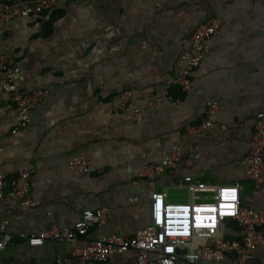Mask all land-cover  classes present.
<instances>
[{
  "label": "crops",
  "instance_id": "1",
  "mask_svg": "<svg viewBox=\"0 0 264 264\" xmlns=\"http://www.w3.org/2000/svg\"><path fill=\"white\" fill-rule=\"evenodd\" d=\"M153 2L66 0L55 13L0 21V55L13 59L16 86L46 90L27 124L18 127L0 72V174L10 179L29 171L27 196L37 202L22 209L5 186L0 221L12 239L0 249V261L62 264L99 234L132 235L148 222L152 192L165 190L169 203L191 200L183 188L169 187L184 176L219 186L238 182L241 203L264 210V186L247 177L243 162L255 115L264 111V5L161 0L157 8ZM211 16L220 18V29L205 41L191 88L183 91L173 83L184 65L181 53L195 27ZM125 90L131 94L121 109ZM164 92L170 100L150 104ZM207 101L217 104L214 124L187 133V125L201 121ZM79 152L87 153L89 172L68 167ZM172 153L178 157L174 167L147 169ZM197 196L198 203L213 200L210 192ZM98 208L105 209L104 222L82 237L37 246L26 241L50 227L69 228L83 210ZM222 235L240 238L242 231L226 219ZM148 257L155 264L158 253ZM221 263L236 264L234 255ZM87 264H137V253L130 249ZM175 264L204 261L179 253ZM248 264H264V243Z\"/></svg>",
  "mask_w": 264,
  "mask_h": 264
},
{
  "label": "built area",
  "instance_id": "2",
  "mask_svg": "<svg viewBox=\"0 0 264 264\" xmlns=\"http://www.w3.org/2000/svg\"><path fill=\"white\" fill-rule=\"evenodd\" d=\"M264 5V0H252ZM66 0H2L0 1V21L16 17H29L51 12L64 4ZM159 7L161 0H154ZM221 20L211 16L199 23L189 36V48L181 53L183 68L173 78V83L183 91L191 88V75L200 65L206 50L205 41L217 34ZM15 67L12 58L0 55V72L5 74L2 89L10 97L19 113L18 127H24L29 119L30 111L46 95V90L33 88L21 91L15 84ZM130 91L120 93L117 106L125 108ZM170 100L167 92L155 97L150 104ZM217 104L206 102L205 114L198 124L185 127L187 133L206 132L215 122ZM12 129V133L17 131ZM264 111L255 115L254 129L244 164L247 177L257 186H264ZM178 160L172 153L159 164L147 167L149 171L161 170L162 167H174ZM70 169L89 172V157L85 152L73 154L67 162ZM29 171L23 170L14 178H6L0 174V201L4 197V188L11 186L12 195L19 200L22 209L37 204L28 198ZM171 188H183L191 198L186 203H169L167 192H152L149 200V217L147 224L132 235L99 234L77 249L71 258H65L62 264L101 263L114 253H124L134 249L137 253V264H149V253L156 252L155 264H175L179 253L188 261H204V264H222L226 254H233L236 264H248L253 257L255 247L264 243V210H255L241 203L239 198L240 184L219 186L184 176L169 182ZM212 193L213 200L208 203L196 202L199 193ZM219 214V216L217 215ZM106 217L105 209H85L69 228L50 227L35 234L27 235L26 241L31 246L41 245L45 240H74L84 236L93 225H101ZM192 218L196 221L193 228ZM233 219L242 231L240 238H226L222 235L224 220ZM5 220L0 221V249L12 239L7 230ZM206 239L205 242L200 240ZM0 264H7L0 261Z\"/></svg>",
  "mask_w": 264,
  "mask_h": 264
},
{
  "label": "clouds",
  "instance_id": "3",
  "mask_svg": "<svg viewBox=\"0 0 264 264\" xmlns=\"http://www.w3.org/2000/svg\"><path fill=\"white\" fill-rule=\"evenodd\" d=\"M217 215L219 216V214H217ZM191 220H192V223H193L192 227L195 228L196 227V221H195L194 218H192Z\"/></svg>",
  "mask_w": 264,
  "mask_h": 264
},
{
  "label": "trees",
  "instance_id": "4",
  "mask_svg": "<svg viewBox=\"0 0 264 264\" xmlns=\"http://www.w3.org/2000/svg\"><path fill=\"white\" fill-rule=\"evenodd\" d=\"M53 13L56 12V9L52 11ZM226 219H231V218H226ZM226 219L224 220V223H226Z\"/></svg>",
  "mask_w": 264,
  "mask_h": 264
}]
</instances>
